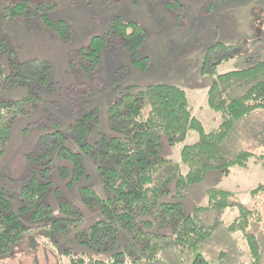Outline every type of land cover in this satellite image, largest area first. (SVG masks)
<instances>
[{"label":"trees","instance_id":"16d2710c","mask_svg":"<svg viewBox=\"0 0 264 264\" xmlns=\"http://www.w3.org/2000/svg\"><path fill=\"white\" fill-rule=\"evenodd\" d=\"M163 3L164 10L179 23L183 19V4L176 0ZM55 8L49 2L33 6L25 0L13 4L0 0V20L6 27L28 26L26 19L36 17L41 27L53 34L51 37L69 41L72 27L67 20L55 17ZM149 37L148 30L138 22H124L120 16H114L106 37L92 36L85 45L72 51L68 66L85 74L94 73L104 46L110 44L123 49L131 66L144 73L150 60L146 56L139 58L137 53ZM228 48L219 42L208 46L204 68L211 52ZM0 50L6 52L4 41L0 42ZM9 64L15 72L6 76L0 64V91L25 87L28 94L11 101L0 98V155L4 154L13 124L31 118L42 102V95L55 94L58 88L50 79L53 67L46 61L18 64L9 61ZM31 64L39 67L23 75ZM216 66L211 68L214 70ZM125 89L107 109L108 132L100 133L93 143H87L85 138L98 124L94 111L76 116L70 138L59 129L58 121L50 120V116L45 118V122L51 121L58 128L42 131L24 155L27 173L15 181L18 190L9 192L0 187V259L12 254L24 237L44 232L50 248L57 254L58 264H164L162 255L168 249L182 255L192 254V264H210L200 249L202 243L212 238L217 222L208 228L201 224L199 215L221 214L236 207L238 215L226 230L230 234L243 233L250 258L257 262V242L245 233L252 214L230 200L233 193L210 189L206 193V207H197L186 214L179 201L165 199L171 177L158 186L152 182L155 174L170 164L160 154L162 138L173 146L183 142L188 132H196L199 139L180 150V164L186 172L175 178L176 198L181 190L201 182L210 171L226 175L234 167H247L253 154L233 153L225 142L242 119L264 111V60L213 79L207 91V106L220 114L222 122L207 133L192 115L180 87L150 83L142 88L130 85ZM46 126L40 124V128ZM68 141L76 150L66 145ZM85 158L99 175L103 196L99 197L92 188H79L87 204L95 206L100 214L99 220L83 227L81 214L65 199H58L57 205H52V197L59 195L48 173L54 160L59 159L67 164L58 168V175L67 181V186L87 181ZM256 220L260 221V217ZM164 228L169 229V234H162ZM134 253L136 259L130 258Z\"/></svg>","mask_w":264,"mask_h":264},{"label":"rangeland","instance_id":"374dc122","mask_svg":"<svg viewBox=\"0 0 264 264\" xmlns=\"http://www.w3.org/2000/svg\"><path fill=\"white\" fill-rule=\"evenodd\" d=\"M4 4H13L20 0H1ZM31 5L40 3L54 4L53 13L66 19L72 27V39L61 41L51 37L53 34L41 27L34 17L26 19V25L6 27L0 20V42H5L6 52L0 50V64L4 76L14 73L9 61L18 64L26 61H46L52 65L50 79L57 83V91L52 95H42V102L34 110L33 116L18 120L13 124L9 142L0 155V187L16 192L15 181L27 173L24 155L34 144L42 131H53L57 126L50 120L59 122V129L66 138H70L72 124L81 112L94 111L98 124L85 141L93 143L100 133L108 132L107 109L116 102L126 87L136 85L142 88L150 83H167L180 87L186 94L192 115L204 129L210 132L222 122L219 113L207 106V91L213 79L220 74L242 70L264 60V0H205L201 4L187 3L183 0V19L180 25L164 10L167 0H25ZM198 7L199 15L195 16ZM218 13V20L212 22V14ZM215 13V14H214ZM91 14V15H90ZM120 16L126 21H136L145 27L150 37L138 51L139 58L148 57V70L140 73L130 64L128 54L121 48L106 44L101 60L94 73H83L78 68L71 70L68 60L72 51L85 45L92 36L106 37L111 18ZM197 35L204 43L211 39L214 43L230 46L217 49L207 57L204 68L205 49L199 46L186 51L185 38ZM207 35L208 37H205ZM194 37V36H193ZM184 58V59H183ZM8 60V62H7ZM177 60L176 67L171 62ZM218 63V64H217ZM217 65L213 70L212 65ZM39 65L31 64L23 71L33 72ZM167 67H170L167 70ZM204 68L201 70V68ZM28 94L25 87L8 88L0 91L2 100H16ZM47 125L40 128V124ZM58 128V127H57ZM199 135L188 132L183 142L169 146L166 138L161 140V156L170 161L153 178V186H158L171 177L168 183L167 201L177 200L186 214L197 207H206V193L210 189H220L233 193L231 201L244 206L251 212L249 225L245 233L251 234L258 245L259 260L250 258L242 232L228 233L226 228L238 215L236 207L219 214L204 212L199 215L204 226L214 229L212 238L201 245L200 253L210 264H264V111L251 113L236 124L228 136L225 145L233 153L246 151L253 154L246 168L234 167L228 174L210 171L204 179L180 191L176 198L175 178L185 174L180 164V150L185 145L197 142ZM66 145L73 149L68 141ZM88 180H82L74 186L60 178L58 168L67 165L55 159L48 179L54 188H58V198L51 199L53 206L58 199H65L81 214L82 226L100 219L98 209L87 204L79 188H92L99 197L103 196L100 179L89 160H83ZM176 198V199H175ZM57 213V211L55 210ZM260 217V221L256 217ZM162 234H169L164 228ZM44 232H34L24 237L12 254L0 259V264H58L57 254L52 251ZM63 240V239H62ZM49 245V246H47ZM134 255V256H133ZM178 254L173 249L165 250L162 255L164 264H192V254ZM136 259L137 254H132Z\"/></svg>","mask_w":264,"mask_h":264},{"label":"crops","instance_id":"0c3cea01","mask_svg":"<svg viewBox=\"0 0 264 264\" xmlns=\"http://www.w3.org/2000/svg\"><path fill=\"white\" fill-rule=\"evenodd\" d=\"M176 1H178V2H180V3H182L183 5H184V2H183V0H176ZM205 0H188L187 1V3H198V4H201L202 2H204ZM212 11H213V9H211V10H209V12H208V15H210V14H212ZM215 14V13H214ZM91 15V14H90ZM198 15H199V12H198V7L196 8V10H195V16L196 17H198ZM55 17L56 18H60L59 16H56L55 15ZM218 13L217 14H215V15H213L212 14V17H210L211 18V20H212V22L210 23V26H213V21H216V20H218ZM62 19H64V18H62ZM66 20V19H65ZM194 36V37H193ZM190 35L188 38H185L184 39V41H186L187 43H186V47H185V49H186V51H193L195 48H197L198 46H199V43L201 44V43H203V44H201V46L203 45L204 47H207V45L208 44H211V43H214L213 42V40H212V38L211 39H209V40H207L205 43H204V38H200L199 36H197V35ZM205 37H208L207 35H205ZM184 59V58H183ZM150 60V59H149ZM176 61L177 60H173L172 62H171V69H173L172 67H176V65H177V63H176ZM170 67H167V70L169 69Z\"/></svg>","mask_w":264,"mask_h":264}]
</instances>
